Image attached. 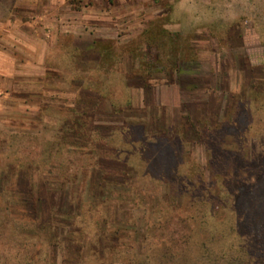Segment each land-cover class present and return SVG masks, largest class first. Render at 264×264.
<instances>
[{
	"label": "rangeland",
	"instance_id": "obj_1",
	"mask_svg": "<svg viewBox=\"0 0 264 264\" xmlns=\"http://www.w3.org/2000/svg\"><path fill=\"white\" fill-rule=\"evenodd\" d=\"M14 1L0 0V17ZM131 4L139 9V2ZM168 4V16L137 15L128 30L113 33L106 40L112 56L96 63L80 55L71 32L43 33L45 63L28 65L11 87L0 84L6 90L0 92V145L12 136L20 156L68 159L65 172L78 176L74 189L87 193L102 190L111 162L133 166L137 177L123 192L132 200L117 199L112 207L116 225L131 228L124 237L128 252L118 258L113 252L109 264H146L150 253L163 262L155 264H175L168 258L175 248L170 238L183 241L195 230L192 249L183 251L187 261L264 264V109L256 123L244 110L237 128L253 122L248 138L230 137L238 129L219 123L230 95L245 99L252 89L264 91V0L160 1L162 8ZM78 34L92 46L89 33ZM142 79L146 89L134 86ZM263 101L254 100L255 107ZM53 141L64 149L57 151ZM147 222L156 226L148 233L149 250L145 234L134 230ZM165 223L167 229L160 226Z\"/></svg>",
	"mask_w": 264,
	"mask_h": 264
},
{
	"label": "trees",
	"instance_id": "obj_2",
	"mask_svg": "<svg viewBox=\"0 0 264 264\" xmlns=\"http://www.w3.org/2000/svg\"><path fill=\"white\" fill-rule=\"evenodd\" d=\"M232 26H235V23ZM107 43L109 42L106 40L98 41L93 48H79L82 50L80 55H88L83 58H89V62H95L96 57L99 59L105 56L110 57L111 54L108 51L112 44ZM100 47L103 49H99ZM144 82L145 80L142 79L134 86H141L142 83L143 88L146 89L147 85L144 87ZM252 90V93L245 96L246 100L230 95L232 100L223 106L219 123L238 129V133L231 132L230 137L248 138L250 135L248 131L256 130L253 122L256 123L259 120V113L264 109V101L255 107L254 100L264 99V91ZM248 101L253 105H250ZM231 110L234 113L229 115ZM244 110H250L257 120L252 122L250 119L252 123H249L246 128L242 127L244 130H240L237 126L242 122ZM218 115L219 111L215 113V118ZM187 119H190V116H187ZM81 120L83 121V118ZM211 120L216 122L213 116ZM190 122V126L194 125L192 121ZM201 136L204 135H199ZM3 137L1 141L4 143L0 145V151L6 149L9 154L5 155L6 157L0 155V264H109L113 262L110 260L113 252L117 254L115 258L126 255L128 251L124 237L131 234L128 232L131 228L124 224L116 225L112 207L117 199H122L120 202L123 200L126 202V199L132 200L123 194L125 190L131 189L137 177L131 164L124 161L123 163L116 161L115 164L111 162L107 168V175L104 177V187L99 193H87L86 188L76 191L74 188L78 176L73 173L74 171L65 172L71 166V161L59 160L58 156L52 153H48L45 158L20 156L18 152L20 144L13 143L12 136L9 140L6 139V135ZM17 137L20 136L15 135L14 139L16 140ZM52 144L57 151L64 149L58 141H53ZM15 145H18V149L14 147ZM45 166H47L46 171ZM76 167L79 168L77 165ZM6 182L8 184L5 186ZM55 183L60 186H50ZM11 201L13 205H10ZM208 215H205L207 217L202 222L204 228L209 231L212 222ZM223 219L219 218L218 222L222 223ZM181 224L183 219L178 222L177 227ZM187 224L189 223L186 222L185 225ZM160 226L167 229L166 223ZM177 227L172 228L171 235L175 233ZM155 228V223L151 222H147L141 228H134L136 232L141 230L145 234L141 241L146 250L151 249L153 245L148 233ZM197 232L191 231L183 241L174 237L170 238L175 248L171 249L172 255L168 258L174 259L175 264H189V262L194 264L195 256H189L187 261V254L183 255V251L192 249ZM141 241L134 244L136 252L139 251L137 246L141 245ZM148 243H151L150 246ZM200 246L204 248L205 241ZM157 259L159 263H163L154 253L144 258L146 264H155Z\"/></svg>",
	"mask_w": 264,
	"mask_h": 264
},
{
	"label": "crops",
	"instance_id": "obj_3",
	"mask_svg": "<svg viewBox=\"0 0 264 264\" xmlns=\"http://www.w3.org/2000/svg\"><path fill=\"white\" fill-rule=\"evenodd\" d=\"M134 1L139 2V9L132 8ZM134 1L15 0L7 15L0 17V84L5 86L3 82H6L9 83L7 87H11L10 84L19 81L20 74L27 71L28 65L45 63L48 43L43 33L46 31L56 34L71 32L74 46L89 49L95 47L98 41L112 38L115 32L128 30L137 15L168 16L173 4L162 8L161 0ZM35 6L38 12L34 11ZM83 31L91 35L92 46L81 43L86 38L78 33ZM47 72L44 68L43 74ZM4 91L0 87V92Z\"/></svg>",
	"mask_w": 264,
	"mask_h": 264
}]
</instances>
